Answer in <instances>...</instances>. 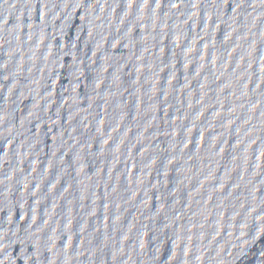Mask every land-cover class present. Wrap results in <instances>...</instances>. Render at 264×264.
Masks as SVG:
<instances>
[{
	"label": "water",
	"instance_id": "1",
	"mask_svg": "<svg viewBox=\"0 0 264 264\" xmlns=\"http://www.w3.org/2000/svg\"><path fill=\"white\" fill-rule=\"evenodd\" d=\"M0 264H264V0H0Z\"/></svg>",
	"mask_w": 264,
	"mask_h": 264
}]
</instances>
